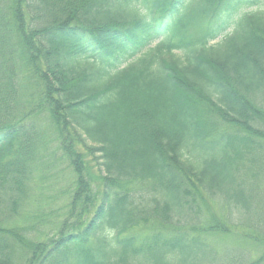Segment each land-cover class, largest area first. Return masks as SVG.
I'll return each mask as SVG.
<instances>
[{"label": "trees", "instance_id": "obj_1", "mask_svg": "<svg viewBox=\"0 0 264 264\" xmlns=\"http://www.w3.org/2000/svg\"><path fill=\"white\" fill-rule=\"evenodd\" d=\"M0 264H264V0H0Z\"/></svg>", "mask_w": 264, "mask_h": 264}, {"label": "rangeland", "instance_id": "obj_2", "mask_svg": "<svg viewBox=\"0 0 264 264\" xmlns=\"http://www.w3.org/2000/svg\"><path fill=\"white\" fill-rule=\"evenodd\" d=\"M26 13V11H25ZM146 15V12H145ZM40 20L34 21V23L36 24H41V22L44 20H42V16H40ZM157 41V40H156ZM155 41V42H156ZM27 105V104H26ZM25 105V107H26ZM36 123L38 124V126L42 129V124H46L48 125L50 123L49 119L46 116H38L36 117ZM51 143V142H50ZM51 146L50 144L47 145V149H44V152L42 153V157H41V161L39 162V169L35 174V178L33 181V186L38 187V190H40L42 192V196H38V194L36 195V197L33 199L32 201V205H31V209L34 207V204L37 202L42 206V212L44 213V211H47L49 209H53V211H56L57 207L62 203H54L51 206H49L52 203V200L59 195V191L60 188L63 187V189L65 188V186L68 183V172L66 170V172H64V167L62 165H60L59 160L56 158L57 156H54L51 153ZM48 167V168H46ZM43 173V174H42ZM42 175L45 176L44 178V183L50 185V187H42ZM55 186V187H53ZM35 192V190L33 189V193ZM218 202L213 205V209L218 212L219 216H225V208H223V203L220 199H216ZM53 213V212H52ZM48 214H50V212H48ZM49 217L48 215H46V218ZM59 220L56 219V215H53L52 218L50 219L51 224L46 226V229L51 230V233H53L55 227L57 226ZM54 223V224H53ZM230 226V234L227 236H223L222 235H218L215 237H211L210 240H215L216 243L219 244L220 248L221 246H225V248H233L235 249L237 252L234 254L232 252H229L227 254L228 258L227 260L230 259V257H234V256H238V254H240V252L242 251L240 248L237 247L236 244H239V241L237 239V237H242V234L244 233V231L248 230L247 228L244 227H235L232 225ZM41 228L42 231V226H39L38 229ZM246 241V240H243ZM249 248H252L253 250H256V247L253 245V243L251 242V245L249 246ZM238 253V254H237ZM227 260L225 259L224 262H227Z\"/></svg>", "mask_w": 264, "mask_h": 264}]
</instances>
